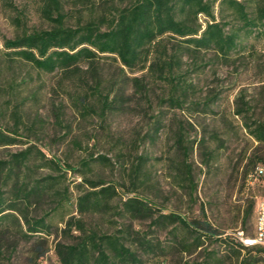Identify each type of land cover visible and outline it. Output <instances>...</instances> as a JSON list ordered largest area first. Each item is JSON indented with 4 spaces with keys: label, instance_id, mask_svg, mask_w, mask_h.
Wrapping results in <instances>:
<instances>
[{
    "label": "trees",
    "instance_id": "1",
    "mask_svg": "<svg viewBox=\"0 0 264 264\" xmlns=\"http://www.w3.org/2000/svg\"><path fill=\"white\" fill-rule=\"evenodd\" d=\"M63 1L44 0L41 13L48 27L3 39L0 55L40 73L59 74L58 86L62 90L68 87L74 108L85 113L98 104L103 118L142 107L148 94V77L166 88L167 96L161 102L167 107L184 110L189 106L203 114L211 110L215 94H208L202 102L190 98L194 86L186 79L184 59L213 52L227 60L238 47L240 35L215 20L216 4L220 10L224 6L230 9L246 33L260 26L264 34V0H92L118 8L99 22L89 20L76 26L66 24ZM104 59L116 64L112 71L104 73L100 64ZM138 73L141 75L135 76ZM3 88L0 84V100ZM257 108L259 113H253L254 107L242 93L234 99L233 115L259 145L249 153L247 149L242 152L236 170L243 180L262 185L263 178L257 176L256 169L264 167L259 156V148L264 146V97ZM171 123L173 179L191 197L196 190L190 163L193 141L186 140L184 132L192 125L177 117ZM163 127L164 118L155 117L149 138L153 140ZM14 136L0 128V148L17 144ZM207 143L205 136L198 142L205 167L213 158ZM25 144L23 150L0 158V264H7L22 243L30 244L28 264H39L49 237L55 238L53 251L58 264H151L152 258L161 259L156 262L161 264L167 257L172 264L264 262L263 247L244 246L237 236L224 235L208 221L204 207L189 219L175 212L163 213L139 197L117 201L114 186L90 182L85 177L88 188L76 184L73 190L77 197L72 204L65 170L35 144ZM145 160L140 156L131 168L132 188L127 193L144 184ZM93 161L106 164L107 159L99 156ZM88 166L85 161L81 168ZM254 207L250 205L247 211V219L253 216L250 233L245 227L240 230L244 238L254 236ZM95 215L115 224V233L88 228L85 219ZM162 234L165 242L160 239ZM197 252L198 258L183 262L185 256Z\"/></svg>",
    "mask_w": 264,
    "mask_h": 264
},
{
    "label": "rangeland",
    "instance_id": "2",
    "mask_svg": "<svg viewBox=\"0 0 264 264\" xmlns=\"http://www.w3.org/2000/svg\"><path fill=\"white\" fill-rule=\"evenodd\" d=\"M43 3L44 0H0V49L3 39L48 27L49 22L41 13ZM117 8L92 0L63 1L65 22L69 26L89 20L99 22ZM214 17L225 25L226 30L236 31L240 39L227 60L213 52L184 59V69L188 71L186 79L194 86L190 98L202 102L208 94H215L207 114L189 106L184 110L167 107L161 102L167 96L166 88L149 77L146 78L148 94L138 110L103 118L98 104L95 107L93 104L91 110L83 113L71 103L68 87L65 90L59 88V74L40 73L30 65L9 62L0 55V84L4 87L0 100V128L14 133L18 141L13 146L0 148V158L23 150L27 146L25 143H32L65 170L72 204L77 197L74 186L82 183L88 188L83 181L85 177L90 182L114 186L117 201L139 197L163 213L175 212L188 219L196 217L199 208L204 207L208 221L224 235L234 237L243 227L250 233L253 216L247 219V211L250 205L255 206L264 198V185L243 180L236 168L242 152L247 149L249 153L259 145L242 129L240 119L233 115V108L234 99L242 93L254 107L253 113H259L257 106L264 97V34L260 26L246 33L241 28L242 23L225 6L220 10L216 4ZM203 21L200 17V22ZM100 64L104 73L116 66L110 59L100 60ZM157 116L164 118V127L151 140L148 135ZM175 117L192 125L184 132L185 139L193 141L190 163L196 190L191 197L189 191L183 190L173 179L175 149L171 122ZM203 136L208 140V149L213 152L208 167L204 166L203 152L198 149ZM99 156L107 159L106 164L93 161ZM140 156L146 157L145 182L129 194L127 192L132 188L130 171ZM259 156L263 159L260 165H264V146L259 148ZM85 161L89 166L81 168ZM41 173L51 174L48 170ZM71 209L76 215L75 206ZM85 220L87 227L97 232L115 233V224L102 216H90ZM243 221H246L245 226ZM160 239L165 242L166 237L162 234ZM54 244L55 238L49 237L44 259L39 264H58ZM29 247L30 244H20L7 264H28ZM198 252L185 256L183 262L198 258ZM157 261L162 260L152 258L151 264ZM161 264H172V259L167 257Z\"/></svg>",
    "mask_w": 264,
    "mask_h": 264
},
{
    "label": "built area",
    "instance_id": "3",
    "mask_svg": "<svg viewBox=\"0 0 264 264\" xmlns=\"http://www.w3.org/2000/svg\"><path fill=\"white\" fill-rule=\"evenodd\" d=\"M256 173H257V176H262V178H263L262 184L264 185V167L257 168ZM254 221H255V225H261L264 227V198L261 200H258L255 204ZM236 236L243 243V245H245V246H256L255 244L248 243V239L243 237V233L241 231H238L236 233ZM259 247L264 248V245L259 246Z\"/></svg>",
    "mask_w": 264,
    "mask_h": 264
},
{
    "label": "bare ground",
    "instance_id": "4",
    "mask_svg": "<svg viewBox=\"0 0 264 264\" xmlns=\"http://www.w3.org/2000/svg\"><path fill=\"white\" fill-rule=\"evenodd\" d=\"M263 236H264V227L261 225H255V221H254V236L252 238H247L248 243L255 244L256 246H263L264 245Z\"/></svg>",
    "mask_w": 264,
    "mask_h": 264
}]
</instances>
